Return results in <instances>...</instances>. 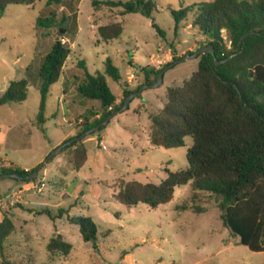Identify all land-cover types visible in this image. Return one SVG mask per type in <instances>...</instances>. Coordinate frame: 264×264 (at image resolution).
I'll return each mask as SVG.
<instances>
[{"label": "rangeland", "instance_id": "rangeland-1", "mask_svg": "<svg viewBox=\"0 0 264 264\" xmlns=\"http://www.w3.org/2000/svg\"><path fill=\"white\" fill-rule=\"evenodd\" d=\"M94 1L108 0L77 2L79 32L72 39L62 40L71 49L66 63L75 66L83 79L79 61H85L88 72L95 74L103 71L110 58L127 81L130 60L133 66L138 65L137 70H132L135 79L130 84L135 90L144 83L141 67L158 70L174 62V55L179 60L202 47L204 38L192 27L191 20L196 4L212 0H152L157 5L152 17L141 13L123 15L121 7L93 5ZM181 9H187L188 15L180 21L176 35L173 12ZM63 11V7H48L46 0H38L32 6L9 5L0 17V95L11 80H30L24 103L0 106V156L13 159L21 167H32L49 139H56L72 126L76 129L70 122L72 114L89 108L95 111L93 106H99L102 112L98 101L78 93L76 99L62 101L59 81L50 87L45 123L38 124V128L33 126L35 116L29 118L39 112L38 73L42 59L60 38L57 28L37 29L36 20L51 12L60 16ZM113 23H120L123 33L105 42L98 28ZM199 59L200 56L188 58L166 71L162 84L142 90L126 111L114 114L102 130L81 140L88 159L79 171L68 165L69 152H58L51 163L60 156L64 163L50 172L46 169L51 163L44 164L35 180H0V221L9 217L15 225L0 248V264H264V253L250 251L224 225L216 197L195 190L191 183L176 187L173 199L156 208L144 203L127 207L114 196L120 178L160 184L167 178V169L179 171L187 166L192 138L187 137L184 146L164 149L153 146L149 134L151 118L166 102L167 88L189 79L197 71ZM107 81L113 93L118 94L122 88L109 77ZM81 99L84 101L79 104ZM16 119L27 123L16 125ZM8 124L15 127L3 128ZM14 143L18 148L5 152L3 147ZM39 182L46 184L41 193L35 188ZM59 208L69 210V216L91 217L95 221L96 247L84 241L79 226L71 224L67 215L57 217ZM58 235L73 245L69 255L48 251L49 241Z\"/></svg>", "mask_w": 264, "mask_h": 264}, {"label": "trees", "instance_id": "trees-1", "mask_svg": "<svg viewBox=\"0 0 264 264\" xmlns=\"http://www.w3.org/2000/svg\"><path fill=\"white\" fill-rule=\"evenodd\" d=\"M36 1L0 0V17L5 15L9 5L32 6ZM78 1L46 0L48 7H63L64 11L60 16L51 12L36 20L37 29L57 28L60 37L43 57L39 68V125L46 121L44 109L50 87L63 75L71 54V49L62 40L72 39L79 32ZM101 3L121 7L123 15L141 13L152 17L157 9L152 0L94 1L93 5ZM194 9L191 25L203 36L202 47H213L215 53L201 55L198 69L189 79L182 85L167 88L166 102L151 118L149 134L150 143L164 149L184 146L185 139L192 138V146L186 155L187 166L179 171L167 169V178L160 184L120 178L114 196L127 207L144 203L156 208L173 199L176 187L191 183L195 190L216 197L224 225L243 246L264 253V0H212L196 4ZM173 15L177 35L180 21L187 17L188 10L181 9ZM152 26L161 37L165 36L156 23ZM251 32L254 34H249ZM98 33L103 41L110 42L121 37L123 27L120 23L100 26ZM246 34L249 35L240 42ZM176 60L174 55L173 61ZM216 60L221 63L217 65ZM171 63L158 70L141 67L144 83L131 90L110 58L106 60L104 70L95 74L88 72L85 61H79L84 78L77 91L84 98L98 101L102 112L91 123L85 122L83 128L68 140L121 110L127 97L143 86L152 87L158 81L159 73ZM108 77L123 89L120 104H116L117 96L109 87ZM29 87L28 78L11 80L0 95V106L25 102ZM91 114L95 113L88 110L83 117L85 121ZM65 152H69L68 165L74 171H79L88 159L87 148L80 141L59 153ZM39 166L30 170L3 168L0 175L15 173L27 177ZM65 215L71 224L79 226L84 241L96 247L98 225L95 221L91 217L69 216V210L59 208L57 217ZM14 230L11 218L4 217L0 221V248ZM47 249L51 253L69 255L73 245L58 235L51 238Z\"/></svg>", "mask_w": 264, "mask_h": 264}, {"label": "crops", "instance_id": "crops-1", "mask_svg": "<svg viewBox=\"0 0 264 264\" xmlns=\"http://www.w3.org/2000/svg\"><path fill=\"white\" fill-rule=\"evenodd\" d=\"M155 52H157V50ZM155 54H157V53H155ZM138 58L140 59V55H139ZM131 59L133 61H137V60H134L133 57H131ZM128 62H129V67H128V70H127V73H126L127 75H128V73L131 74L132 70H137V68H138L137 64L133 66L132 63L130 62V60ZM122 78H123V81L127 82L124 77H122ZM82 80H83L82 79V74H80L78 72L77 68H75V66H69L66 63L65 66H64V69H63V75L59 79V81L61 82V85L63 87L62 88V95H61L60 99L62 101H65V99L69 98V97L72 98V99H76L78 97L77 94H75V93H78L77 86H78L79 83L82 82ZM128 86H129V89L132 88V86L130 84H128ZM119 88L121 89L120 85H119ZM121 95H123V89H121L120 92H118V94H116V96H117L116 104H118L122 100ZM83 101L84 100L81 99V100L78 101V103L82 104ZM10 104H16V103H10ZM92 108L95 109V111L93 110V112L95 114L89 115V119L87 121H85V119L83 117H84L85 113L90 108L86 109L85 111L81 112L80 114H72L70 122H71L72 125L76 126V129L73 128V126H72V128L68 132L64 131L63 134L58 135L56 139H49V144L41 149V153H39V159L33 165H30L32 167H21L19 165V163L15 162V161H12L13 159L11 160V159H7V158L1 157V156H0V160H2L6 164L11 165L12 168H20V169H23V170H30V169H33V168L43 164L44 160L48 157V155L53 150H55L58 146H60L62 143H64L70 137L76 135L83 128V123L84 122L91 123L93 120H95L96 118H98L100 116V112L98 110L99 106L98 107H96V106L94 107L93 106ZM100 108H101V106H100ZM33 116H35V118H36L35 123H33V126L37 125L38 128H39V125L37 123V114H31V115H29V118L33 117ZM53 116H55V114ZM24 123H27V122L22 121V120H18V119H16V121H15L16 125L24 124ZM4 127H8L9 129L10 128L13 129L15 127V125L11 124V126H10L8 124V125H4L3 128ZM3 136H5V135L3 134ZM15 143H14V145H11L10 147L9 146L5 147V148L3 147L5 152H7V151L11 152L12 150H16V148H18V147H17V145H15ZM63 163H64V157L60 156L53 163H51L46 170L50 172V171L56 169L58 166L62 165Z\"/></svg>", "mask_w": 264, "mask_h": 264}, {"label": "water", "instance_id": "water-1", "mask_svg": "<svg viewBox=\"0 0 264 264\" xmlns=\"http://www.w3.org/2000/svg\"><path fill=\"white\" fill-rule=\"evenodd\" d=\"M249 34H254V32H251V33H249ZM249 34H246L245 36H243V37L241 38L240 42H242V41H243V40H244ZM214 53H215V50H214L213 47H202V48L198 49L194 54H192V55H187V56H185V57L182 58V59H179V60H176V61L172 62L170 65H168L166 68H164V69L159 73L158 81H157L156 84L153 85V86L156 87V86L162 84V82H163V78H164V73H165L166 71H168L169 69L173 68V67H174L175 65H177L178 63H180V62H182V61H184V60H186V59H188V58H197V57H199V56H201V55H207V56L210 55V54L214 55ZM220 63H221L220 61H217V60H216V64H217V65H219ZM150 87H151V86H143L138 92H136V93H134V94L128 96L127 99H126V101H125V104H124V106L121 108V110L115 112L114 114H117V113L120 112V111H126L127 108L129 107V104H130L131 100H132L135 96H138V95L141 93L142 90L147 89V88H150ZM114 114H113V115H114ZM113 115H112V116H109L108 118H106V120H104L101 124L95 126L94 128H92V129H90V130L84 132L83 134H81V135H79V136H76V137H74V138H72V139H70V140H68V141H66V142H64V143H62L60 146H58L55 150H53V151L48 155V157L45 159V161L43 162V164H41V165L39 166V168H38L37 170H35L31 175H29V176H27V177H21V176L15 174V173H6V174H2V175H0V180H1V179H6V178H13V179H16V180H24V179H26V180H35V179L37 178V176H38L39 170L43 167V165L46 164V163H48V162L50 161V159L53 158L58 152H60V151H61L63 148H65L66 146H69V145H71V144H73V143H75V142H79V141L83 140L84 138H86L87 136H89V135H91V134H93V133H95V132L100 131L103 127H105V126H107V125L109 124V122H110L111 118L113 117Z\"/></svg>", "mask_w": 264, "mask_h": 264}, {"label": "built area", "instance_id": "built-area-1", "mask_svg": "<svg viewBox=\"0 0 264 264\" xmlns=\"http://www.w3.org/2000/svg\"><path fill=\"white\" fill-rule=\"evenodd\" d=\"M135 79V76L133 73L129 74L127 77L128 84H131L133 80ZM111 110V107L109 108ZM3 168H12L11 165L4 163L2 160H0V170ZM46 184L44 182H39L35 188L37 189V192L41 193L43 189L45 188Z\"/></svg>", "mask_w": 264, "mask_h": 264}]
</instances>
